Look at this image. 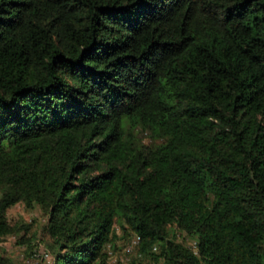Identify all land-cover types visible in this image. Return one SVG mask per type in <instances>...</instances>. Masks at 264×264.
<instances>
[{"label": "trees", "instance_id": "1", "mask_svg": "<svg viewBox=\"0 0 264 264\" xmlns=\"http://www.w3.org/2000/svg\"><path fill=\"white\" fill-rule=\"evenodd\" d=\"M18 203L53 264H264V0H0V241Z\"/></svg>", "mask_w": 264, "mask_h": 264}, {"label": "rangeland", "instance_id": "2", "mask_svg": "<svg viewBox=\"0 0 264 264\" xmlns=\"http://www.w3.org/2000/svg\"><path fill=\"white\" fill-rule=\"evenodd\" d=\"M9 218L13 223L23 221L32 224L31 234L27 235L26 242L21 243V235H9L0 241V249L12 259L11 264H53L54 257L48 248V240L42 232L43 225L46 223L43 210L39 206L28 209L24 203H18L9 210ZM116 228H119L118 225ZM118 233L121 234L120 229ZM126 242L120 238L115 248L108 249L111 264L120 260L127 261L138 255L134 247L131 249L130 245L133 244V240ZM185 242L196 250L192 239L187 238ZM137 244L138 241L135 245Z\"/></svg>", "mask_w": 264, "mask_h": 264}, {"label": "built area", "instance_id": "3", "mask_svg": "<svg viewBox=\"0 0 264 264\" xmlns=\"http://www.w3.org/2000/svg\"><path fill=\"white\" fill-rule=\"evenodd\" d=\"M137 240H138V238L133 242V244H131V248L135 245Z\"/></svg>", "mask_w": 264, "mask_h": 264}, {"label": "bare ground", "instance_id": "4", "mask_svg": "<svg viewBox=\"0 0 264 264\" xmlns=\"http://www.w3.org/2000/svg\"><path fill=\"white\" fill-rule=\"evenodd\" d=\"M137 241H138V240H137ZM137 241H136V242H137ZM135 244H136V243H135ZM134 246H135V245H134ZM134 246H133V247H134ZM133 247H132V248H133ZM132 248H131V249H132Z\"/></svg>", "mask_w": 264, "mask_h": 264}]
</instances>
